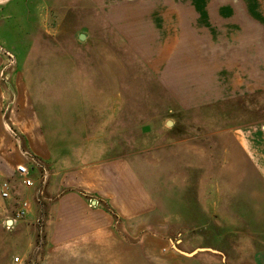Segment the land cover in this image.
Here are the masks:
<instances>
[{
  "label": "crops",
  "instance_id": "crops-1",
  "mask_svg": "<svg viewBox=\"0 0 264 264\" xmlns=\"http://www.w3.org/2000/svg\"><path fill=\"white\" fill-rule=\"evenodd\" d=\"M55 3L61 6V0ZM121 12L110 11L102 21L101 71H124L131 57L132 71H148L177 108L215 113L222 102L257 94L264 108V0L127 4ZM62 61L56 60L54 71H40V99L25 71H0V185L10 184V198L0 196V219L10 225L20 202L31 203L11 230L0 226L1 264H226L215 258V250L187 253L174 245L184 243L180 226L188 229L190 221L202 235L212 226L213 243L221 246L225 236L236 233L218 232L217 221L264 220V120L212 134L211 148L199 137L187 139L195 140L187 143L192 151L212 149L206 170L212 173L211 200L201 191L188 199L184 188L201 186L193 181L196 174L191 183L182 174L178 205L168 204L141 178L140 172L148 173L156 186V176L142 163L140 122L138 141L133 137L126 145L123 78L108 73L110 80L98 85L95 69L83 72L71 59L63 68ZM127 105L135 124L140 103ZM212 120L219 123L220 117ZM222 146L234 163L230 168L221 166ZM18 165L27 167L33 187L18 180ZM164 181L173 189L172 179ZM227 264H264V254Z\"/></svg>",
  "mask_w": 264,
  "mask_h": 264
},
{
  "label": "rangeland",
  "instance_id": "rangeland-1",
  "mask_svg": "<svg viewBox=\"0 0 264 264\" xmlns=\"http://www.w3.org/2000/svg\"><path fill=\"white\" fill-rule=\"evenodd\" d=\"M5 1L0 0V8L7 5ZM40 1L44 3L42 4ZM57 1L12 0L11 4L7 5L3 11L0 10V71H7V73L25 71L28 74L26 75L28 83L33 86L35 98L37 94L39 99L40 71H54L57 59L63 58L64 66H66L63 68L68 67L69 59L74 60V63L76 61L78 68L81 67L82 71L85 67H92L95 69L93 71L94 83L98 85H102L103 81L106 83L110 80L109 78L108 81L105 79L106 74L112 75L117 72L101 71L100 69V51L103 49L101 33L106 31L102 21H106L109 15L111 17L110 11H113L112 16H122L121 10L127 4L180 3V0H77V2L61 0V6H59L55 3ZM228 1L231 2V0ZM38 7L39 10H37ZM89 7L91 10H88ZM81 33L85 35V39L79 40ZM110 67H116V63L114 61L112 65L110 63ZM132 68L133 62L130 57L124 62V71L117 72L119 77L123 78L122 83L126 85L124 96L126 114L132 116L127 112L129 109L127 101L137 100L141 107L139 117L135 118V124L131 122L132 119L128 115H125L126 145L132 143L133 137H135L133 141H138L137 130L140 122L141 132L138 130V137L142 163L147 164L148 169H151L149 174L156 176L158 182L156 181L155 186L148 173L140 172L142 180L152 194L163 201L168 198L167 202L171 204L180 199L181 175H185V181H190L196 174L193 181L195 180L196 184L200 183L201 187L186 186L184 191L189 195L188 199H191V196L194 198L193 195L196 196V192L201 191L204 193V199L211 200V197H207L209 196L207 190L211 191V187L207 186L212 185V173L206 170L210 168L208 154L212 153L210 151L212 149L192 151L187 147V143H192L195 140H189V142L186 140L191 137H199L198 141L203 143L205 148H211L212 139L210 136L212 134L239 131L242 128L253 126L252 123L258 120H264L261 96L257 94L248 98L222 102L218 108H215V113L212 109L205 111L183 110L177 108L166 93L154 85L155 81L148 71H132ZM62 79L67 82L69 77L62 76ZM213 115L220 117L219 123L213 122ZM169 121L174 122L172 125H167ZM184 141L186 144H183L184 148H182L180 142L184 143ZM220 155L222 167L230 168L234 165L229 160L223 146ZM196 164L197 167H200V171L197 173L189 171ZM181 166L185 167L184 169L187 171L181 173ZM225 167L223 168L225 169ZM168 169H173V171ZM187 175L189 178L186 177ZM222 175L228 177L229 172L224 171ZM169 178L173 180L171 182L174 185L171 190L164 186V180H170ZM190 222L188 229H185L184 225L180 226L181 241L183 240L184 243H180L179 246L174 245L179 251L189 253L193 250L209 248L219 252V255H214L215 258L223 259L226 264L230 261L243 263L250 260L253 254L259 255V257L261 253L264 254V220L217 221L218 225L215 226V229L218 232L226 233L227 230H231L236 233L235 236L233 234L230 237L225 236L221 246L213 243L212 226L207 228L208 231L204 233L205 235H202L200 233L202 229L195 225L196 221ZM197 234L202 237H197ZM186 240L189 241V245L185 244ZM212 244L220 250L214 249ZM260 249L263 251L261 252ZM2 250L1 247L0 256Z\"/></svg>",
  "mask_w": 264,
  "mask_h": 264
},
{
  "label": "built area",
  "instance_id": "built-area-1",
  "mask_svg": "<svg viewBox=\"0 0 264 264\" xmlns=\"http://www.w3.org/2000/svg\"><path fill=\"white\" fill-rule=\"evenodd\" d=\"M15 171L18 176V180L25 188H31L34 185V181L29 176V171L25 165H18L15 168ZM0 196L2 199H9L10 198V184L7 181H4L0 185ZM31 210V203L28 200H22L17 207L13 218L10 220L11 224L7 225L4 220L0 219V226L4 227L5 230L9 231L12 229V223L24 219L29 211ZM14 263H20V259L15 257L13 259Z\"/></svg>",
  "mask_w": 264,
  "mask_h": 264
},
{
  "label": "water",
  "instance_id": "water-1",
  "mask_svg": "<svg viewBox=\"0 0 264 264\" xmlns=\"http://www.w3.org/2000/svg\"><path fill=\"white\" fill-rule=\"evenodd\" d=\"M84 38V36L83 35H81V37L79 38L80 40H82ZM1 50V49H0ZM167 125H172V123L169 121L168 123H167ZM196 252H194V253H192V254H189V255H194Z\"/></svg>",
  "mask_w": 264,
  "mask_h": 264
}]
</instances>
